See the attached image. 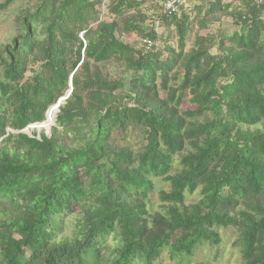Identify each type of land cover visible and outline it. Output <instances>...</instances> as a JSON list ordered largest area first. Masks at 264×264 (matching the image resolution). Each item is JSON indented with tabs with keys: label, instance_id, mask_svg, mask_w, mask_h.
<instances>
[{
	"label": "trees",
	"instance_id": "obj_1",
	"mask_svg": "<svg viewBox=\"0 0 264 264\" xmlns=\"http://www.w3.org/2000/svg\"><path fill=\"white\" fill-rule=\"evenodd\" d=\"M32 1L0 46V264H152L217 246L219 228L235 230L242 264H264V0L151 22L142 0ZM54 115L49 135L21 132ZM132 130L136 150L116 144Z\"/></svg>",
	"mask_w": 264,
	"mask_h": 264
},
{
	"label": "rangeland",
	"instance_id": "obj_2",
	"mask_svg": "<svg viewBox=\"0 0 264 264\" xmlns=\"http://www.w3.org/2000/svg\"><path fill=\"white\" fill-rule=\"evenodd\" d=\"M214 0H189V2H186L185 7L183 10L188 13H192V10L196 6H200V4L207 5L208 2H211ZM3 2V0H0V4ZM142 6L141 9H143V12L148 16L149 22H151L153 19H156L161 14L162 9V0H142ZM223 2H227L224 0ZM33 1L32 0H12L10 5L3 11H0V46L5 45L10 42L12 38H14L16 35H18L17 28L15 26V18L16 16L25 8H29L32 6ZM101 14H100V20L102 21H108V14H107V7L101 6L100 8H97ZM262 19L264 20V14L262 15ZM90 27H93L91 25ZM155 32L163 38V40L166 41L167 46L175 47L176 43L173 37V29L171 28H165V26H161L160 23H158L155 27ZM196 28H192V32L189 36V41H192L194 32ZM211 32L213 34H216L217 30H230V21L227 19H223L219 24H214L209 27ZM205 31H199L197 32L198 35H204ZM123 40L128 42L129 44H134L136 42V37L131 35H123ZM163 43V42H162ZM157 43L156 46L162 47L165 46V44ZM215 53L214 51H212ZM110 71L111 69L108 68ZM27 74L26 76H28ZM54 126V125H53ZM51 126V127H53ZM50 127V128H51ZM25 134L31 136L33 133L36 135H39L40 133L49 135V132L47 129H29L24 131ZM141 132L138 130H132L127 134V137L125 139V142H118L116 141V144H127L130 146L133 150H136L142 142V136ZM176 164V162H175ZM154 185L156 189H162L167 190L168 186L166 183H162L158 180H154ZM198 199V193L195 192L191 195L186 194L185 195V202L186 204L194 203ZM153 202L156 203V196H152ZM155 210L156 207H155ZM75 215L67 216L63 218V227L61 231L59 232V235L61 236H69L75 226ZM217 233L219 235L220 243L217 246L210 245L206 242L201 243L198 245L193 253L189 257H176V258H170L167 251H163L159 258L155 260L152 264H242L240 260L239 251L237 248L233 247V242L236 239V232L232 228H219L217 230ZM59 238V237H58ZM115 239L113 236H108L105 240V242L102 244L104 248L109 247V250L115 246ZM140 264V263H136Z\"/></svg>",
	"mask_w": 264,
	"mask_h": 264
},
{
	"label": "built area",
	"instance_id": "obj_3",
	"mask_svg": "<svg viewBox=\"0 0 264 264\" xmlns=\"http://www.w3.org/2000/svg\"><path fill=\"white\" fill-rule=\"evenodd\" d=\"M186 0H163L162 2V11L167 15H175L179 12V9L182 6H185ZM146 43V42H143ZM150 45L149 42L146 43Z\"/></svg>",
	"mask_w": 264,
	"mask_h": 264
},
{
	"label": "water",
	"instance_id": "obj_4",
	"mask_svg": "<svg viewBox=\"0 0 264 264\" xmlns=\"http://www.w3.org/2000/svg\"><path fill=\"white\" fill-rule=\"evenodd\" d=\"M70 93H71V85L69 84V89H68V91L65 93V95H64L62 98H60L54 106L50 107V108L47 110V112H46V114H45V121H46V116H47V114L50 113L51 111H55V115H56V113L58 112V107H59V106H60V105L66 100V98L69 96ZM55 115H54L53 122L50 124V127L54 125ZM45 121H44V122H45ZM44 122H43V123H44ZM43 123H41V124H35V125H31V126L27 127L26 129H24V130L21 131V132L24 133V131L29 130V129H33V128L36 129V130H38L39 127H36V126H40V125H42ZM50 127H48V129H47L48 132H50Z\"/></svg>",
	"mask_w": 264,
	"mask_h": 264
},
{
	"label": "crops",
	"instance_id": "obj_5",
	"mask_svg": "<svg viewBox=\"0 0 264 264\" xmlns=\"http://www.w3.org/2000/svg\"><path fill=\"white\" fill-rule=\"evenodd\" d=\"M186 2H189V0H186Z\"/></svg>",
	"mask_w": 264,
	"mask_h": 264
}]
</instances>
